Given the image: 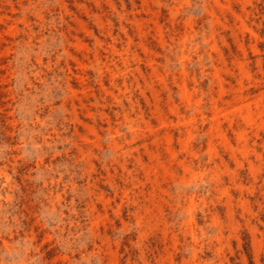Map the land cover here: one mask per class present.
<instances>
[{"label":"rangeland","instance_id":"374dc122","mask_svg":"<svg viewBox=\"0 0 264 264\" xmlns=\"http://www.w3.org/2000/svg\"><path fill=\"white\" fill-rule=\"evenodd\" d=\"M0 264H264V0H0Z\"/></svg>","mask_w":264,"mask_h":264}]
</instances>
